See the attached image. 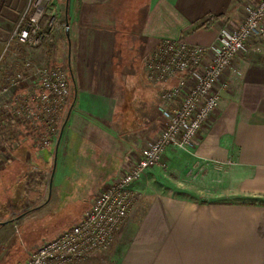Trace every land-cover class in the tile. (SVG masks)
Masks as SVG:
<instances>
[{"label":"crops","instance_id":"obj_1","mask_svg":"<svg viewBox=\"0 0 264 264\" xmlns=\"http://www.w3.org/2000/svg\"><path fill=\"white\" fill-rule=\"evenodd\" d=\"M259 1L68 0L69 104L43 154L23 128L7 137L0 210L14 188L17 197L34 193L29 211L43 205L47 176L50 199L62 195L70 176L66 188L88 202L86 210L161 128V88L144 68L150 51L169 39L208 45L221 20L237 24L244 6ZM9 10L0 3V25ZM247 46L226 72L219 108L191 153L168 147L163 163L131 185L134 202L114 240L118 264H264V38ZM22 50L23 57H41L38 48ZM208 191L233 198H210ZM11 220L18 217L0 216V228Z\"/></svg>","mask_w":264,"mask_h":264},{"label":"built area","instance_id":"obj_2","mask_svg":"<svg viewBox=\"0 0 264 264\" xmlns=\"http://www.w3.org/2000/svg\"><path fill=\"white\" fill-rule=\"evenodd\" d=\"M54 2L28 0L5 50L13 43L28 49L39 47L57 25L55 11H48ZM259 38H264V0L246 4L237 24L221 20L208 45L161 40L144 64L147 80L161 88L160 130L144 141L139 158L92 199L78 221L43 241L20 264H79L93 253L109 249L133 205L131 185L148 169L163 163L168 147L191 153L199 131L219 108L228 87L226 72L246 51L249 39ZM0 95L12 98L8 103L12 114H0V161L7 158L4 140L15 128H23V136L37 148L51 146L71 95L67 66H41L22 57L17 70L0 78ZM14 119L17 126L9 124ZM13 142L14 146L20 143Z\"/></svg>","mask_w":264,"mask_h":264},{"label":"rangeland","instance_id":"obj_3","mask_svg":"<svg viewBox=\"0 0 264 264\" xmlns=\"http://www.w3.org/2000/svg\"><path fill=\"white\" fill-rule=\"evenodd\" d=\"M27 1L28 0H0V3L4 2V4L9 6L11 9L7 14V22H3L0 25V78L8 71L17 70L20 66L22 57L25 55L21 53L24 51L22 50L23 48L18 46L16 43H13L11 46H9L7 50H5V45L12 35L11 32L13 31L19 16L24 11ZM56 1H58L56 10L54 5L57 2H54L53 5L49 7L48 11H55L58 26L56 27L55 24V27H53L50 31L49 37L43 41L39 47H37L39 49L38 51L40 52L39 55H41V57L38 56L39 60L36 59V61L33 58L32 60L41 66L63 65L66 67V59L68 57L64 25L66 0ZM56 31L58 34H56ZM11 99L12 98H10L9 95H0V114H3L4 112L7 114V112H9L8 108L11 110V107H8V103L11 101ZM11 114L12 113L9 112V115ZM62 119L63 115L61 117L60 123ZM60 123L59 130L61 126ZM9 124L17 126L18 122L16 119H14V121ZM1 125L3 124L0 121V126ZM4 142H6L4 144L7 145L8 141H6V138ZM2 143L3 142L0 139V145ZM53 147H51L50 151L48 150V153L51 154L53 152ZM2 148L3 147L0 146V149ZM40 150L42 151V154L46 151L44 148H41ZM59 160L60 157L58 159V167L60 168L62 166L61 161ZM51 164L52 158L49 159V169L51 168ZM221 176L224 177V175ZM70 180V176L65 177V189L64 192H62V195L59 198L52 196L50 199L49 191L46 194L47 182H49L47 176L46 179H44L42 185L43 205L40 207L39 205L35 206L30 211H28V206H32L34 203L33 199H30V197L34 195L33 192H29L27 194L25 193L26 195L17 197L16 190L14 188V190L12 189L13 194L8 196L4 195L5 198H7L8 205L7 208L4 206L2 210H0V216H9V218L18 217V220H16L17 222L15 221L16 224L12 222L14 220H11L9 225L0 228V264L22 263L43 241L56 237L60 232L67 229L72 223L78 221L81 218L88 202H85L79 196H75L76 193L68 191L69 188H66V185L71 182ZM22 182H25V179H22ZM198 183H200V181ZM19 190L22 189L19 188ZM6 191L7 190L4 192ZM208 192L210 193L205 192V194L207 196H211L210 198H233L231 196L232 193L226 191ZM206 195L196 193L192 197L200 199L208 198ZM7 223H9V221ZM79 264H118V259L114 251V242L109 249L97 251L85 260L81 261Z\"/></svg>","mask_w":264,"mask_h":264},{"label":"water","instance_id":"obj_4","mask_svg":"<svg viewBox=\"0 0 264 264\" xmlns=\"http://www.w3.org/2000/svg\"><path fill=\"white\" fill-rule=\"evenodd\" d=\"M67 5H68V0H66V4H65V32H66V35L68 36V26H67ZM68 56H69V51H68ZM56 156V155H55ZM56 158V157H55Z\"/></svg>","mask_w":264,"mask_h":264},{"label":"trees","instance_id":"obj_5","mask_svg":"<svg viewBox=\"0 0 264 264\" xmlns=\"http://www.w3.org/2000/svg\"><path fill=\"white\" fill-rule=\"evenodd\" d=\"M19 144H20V143H18V144L16 145V147H18V146H19ZM16 147H14V148H16ZM28 211H29V210H28Z\"/></svg>","mask_w":264,"mask_h":264}]
</instances>
